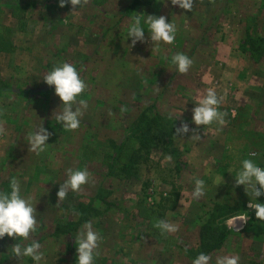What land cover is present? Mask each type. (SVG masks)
I'll use <instances>...</instances> for the list:
<instances>
[{
    "label": "rangeland",
    "instance_id": "obj_1",
    "mask_svg": "<svg viewBox=\"0 0 264 264\" xmlns=\"http://www.w3.org/2000/svg\"><path fill=\"white\" fill-rule=\"evenodd\" d=\"M135 4L90 0L73 12L59 0H0V109H6L0 121L7 128L0 137V190L15 177L22 195L33 198L39 226L31 238L42 245L40 264H78L75 235L88 221L102 237L94 264H192L200 253L212 257L210 264L218 255L264 264V222L249 207L250 199L264 203V195L255 201L235 183L244 159L264 167V54L250 48H264V0H195L191 12L171 0ZM136 15L167 17L177 26L174 43L154 45L142 24L145 42L131 46L127 29ZM176 53L194 61L187 74L171 64ZM63 62L83 67L88 85L78 97L88 108L71 132L53 118L62 101L43 80ZM209 87L224 97V126L192 120L197 90ZM147 107L163 118L171 113L189 132L173 136L175 152L169 137L158 141L139 178L111 174V145L130 135ZM41 124L52 135L37 155L27 135ZM193 132L201 139L192 140ZM85 167L90 183L57 206L66 170ZM197 178L205 184L200 200L191 198ZM241 214L247 223L229 228L226 221ZM157 219L179 231L162 235ZM30 242L6 235L0 264H36L11 251Z\"/></svg>",
    "mask_w": 264,
    "mask_h": 264
},
{
    "label": "clouds",
    "instance_id": "obj_2",
    "mask_svg": "<svg viewBox=\"0 0 264 264\" xmlns=\"http://www.w3.org/2000/svg\"><path fill=\"white\" fill-rule=\"evenodd\" d=\"M167 4V0H162ZM214 2V0H212ZM71 4L75 12L77 8L84 7L90 3V0H59V6L65 7ZM173 6H179L181 9L191 12L193 11L195 0H171ZM150 34L151 41L154 45L161 43L171 45L176 39L177 26L174 23L167 22V17L147 15H136L132 18L127 29V39L131 38V46H135L137 42H145V28ZM180 74H187L192 67L194 61L184 53H176L170 58ZM83 67L78 71L76 66L63 62L54 66L44 76V82L49 86H54L55 95L60 98L62 105L59 111L53 112L55 121L62 125L65 131H77L81 126V117L88 108V102L84 99H78L88 88L87 83L81 77ZM196 107L192 110V120L197 126H210L214 122L220 126L226 124V112L219 110L223 103L224 97L218 96L216 90L209 87L201 93L197 90L195 97ZM6 109H0V115H3ZM121 111H126L122 108ZM172 118V114H169ZM179 119V118H178ZM189 125L185 122L181 126L175 128V136L182 137L189 132ZM191 136L192 140H200L198 134ZM7 135L5 123L0 121V137ZM52 135L43 124L34 126V129L27 135V143L30 145L29 152L40 153L46 150L47 141ZM254 155V154H253ZM169 155L167 160L171 161ZM92 180L91 173L85 167L81 169L69 168L66 170V179L60 184L57 192L60 205L62 201L67 199L69 192L81 193L83 187L88 185ZM236 186H245L248 196L254 197L257 201L258 197L264 195V168L257 166L251 159L242 161V170L235 175ZM205 196V184L202 179H195L194 188L191 192V198L200 200ZM99 203V202H98ZM184 205V199L181 200ZM249 207L255 210L256 218L264 222V203L254 202L250 199ZM249 216L246 214L235 215L229 218L226 223L229 228L235 227L236 221L247 223ZM36 205L33 204L31 196H24L21 192L20 181L13 177L9 181L7 190H0V240L7 235L10 238L30 243H15L11 246V251L18 258L30 257L36 264L44 259L41 252L42 245L37 240L32 239V234L38 228ZM154 227L159 229L161 234H174L179 231V226L163 219L154 221ZM102 241L101 235L93 229L91 221L86 222L79 232L75 235V243L77 246V262L78 264H94V260L99 256L97 249ZM212 257L205 253H200L192 264H210ZM240 257L238 255H218L215 264H239Z\"/></svg>",
    "mask_w": 264,
    "mask_h": 264
},
{
    "label": "trees",
    "instance_id": "obj_3",
    "mask_svg": "<svg viewBox=\"0 0 264 264\" xmlns=\"http://www.w3.org/2000/svg\"><path fill=\"white\" fill-rule=\"evenodd\" d=\"M134 1L136 4L132 8H138V5L148 3L152 0ZM256 45L251 44L250 48L255 52H262L257 54V56H262L264 54V48L258 51ZM139 114L133 122L130 135L124 137L120 143L114 141V144L111 145L108 151V157L111 160L109 171L111 174H115L121 178L133 176L139 178L142 163L148 160L152 147L158 141H165V138L167 139L169 137V146L172 147L173 152L177 150L172 145L175 128L178 127L173 118H163L152 107L145 108ZM176 154L179 155L180 153L176 152ZM211 248H215V246Z\"/></svg>",
    "mask_w": 264,
    "mask_h": 264
},
{
    "label": "built area",
    "instance_id": "obj_4",
    "mask_svg": "<svg viewBox=\"0 0 264 264\" xmlns=\"http://www.w3.org/2000/svg\"><path fill=\"white\" fill-rule=\"evenodd\" d=\"M260 167L264 168L263 166H260Z\"/></svg>",
    "mask_w": 264,
    "mask_h": 264
}]
</instances>
